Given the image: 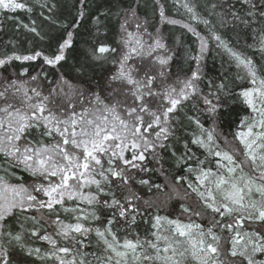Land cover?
I'll return each mask as SVG.
<instances>
[{
	"label": "snow or ice",
	"instance_id": "1",
	"mask_svg": "<svg viewBox=\"0 0 264 264\" xmlns=\"http://www.w3.org/2000/svg\"><path fill=\"white\" fill-rule=\"evenodd\" d=\"M81 3L83 7V0ZM239 3L247 6L248 16H255L252 10L256 9L264 18V0H239ZM184 7L192 13V19H198L188 4H184ZM230 8L235 9V5H230ZM25 9L31 11L18 0H0V10ZM230 14L244 24L249 23L234 10ZM83 15L84 12L80 11L79 16L83 18ZM160 15L164 17L162 8ZM129 18L138 21L136 9L129 8L125 21L120 25L124 33L122 43L125 50L116 62V71L109 77L110 99L107 102L106 98L94 93L89 99L92 108L78 112L74 104H69L71 111L65 110L67 114L61 112L58 115L48 107V97L32 103L34 97L29 95V89L17 80L7 81L3 91H0V100L5 101L0 106V153L12 158L18 166L22 165L33 177L43 178V182L34 184L33 190L29 191L23 185H11L0 177V239L7 237V243L11 245L15 242V246L26 256L51 260L53 264H92L87 259L89 254L82 251L84 247L90 246L85 242L91 234L97 238L98 245H102L101 253L93 254L95 264H188L189 260L196 261V264H226L221 259L224 255L222 242L226 240L229 245L227 255L232 258L228 264H264V261L256 259L258 253L264 254V77L258 75L251 59L229 47L220 35L213 34L217 46L222 47L237 66L243 67L253 86L239 94L250 109V115L241 118L237 130L232 133L241 146L236 154L242 152L245 158L239 162L236 154L221 148L216 142V121L223 122L222 110L227 111L225 104L221 103V95H228L223 84L217 92L212 93L213 99L207 96L203 98L207 106L205 111L213 120L211 129L205 128L200 119L188 117L199 129V134L193 133L191 143L216 158V171L202 166L188 168L189 173L195 174L196 183L188 182L187 187L199 197L202 208L193 210L185 206L182 211L194 216L210 211L213 214L212 226L205 230L199 223H184L180 219L154 214L151 218V229L154 230L151 235L155 240H141L138 235L135 239L127 236L121 238L114 229L113 226L121 222L132 228L137 223V217L143 218L144 213L154 207L148 200L143 201V212L138 206L137 202L142 197L130 186L129 181L133 179L131 170L148 171L143 166L147 159L146 153L155 156L157 149L166 148L165 141L175 135L173 114L197 95L195 82L200 79V61L208 50L207 38L197 33L190 24H181L199 39L200 55L191 57L197 61V70L190 78L180 81L179 88L166 83L156 84L158 79L161 82L166 80L167 65L172 57L159 51H167L161 39L156 38L153 43L146 44L138 31H128ZM167 22L173 25L180 23L173 19ZM202 22L209 23L207 20ZM141 27L137 22L136 28ZM29 31L39 35L34 27ZM71 46L72 31H68L67 38L52 55H44L40 51L30 55L14 54L0 58V68L13 60L35 61L40 57H43L45 64L55 67L65 60V51ZM259 50L264 53V32L259 38ZM115 52V48L100 44L92 54L100 59ZM153 53L156 56L152 62L129 64L134 56L151 57ZM31 79L36 80L37 76ZM10 89H14L12 97L17 93L22 94L21 102L25 107H17L11 101L8 95ZM30 91L35 97H41L36 88ZM79 95L83 97L84 94L80 92ZM33 129L41 137H49L53 142H33L29 139ZM21 141L24 143L21 144ZM228 143L225 138V145ZM126 153L130 155L126 156ZM204 163L198 161L199 165ZM245 166L250 172L245 171ZM184 179L183 176L177 177V183ZM138 183L149 188H161V185H151L146 179H140ZM93 187L95 192L85 191ZM113 187L126 189L127 194L118 198ZM101 195L108 199L101 200ZM66 199L79 201L92 210L69 209L65 207ZM97 205L111 210L102 227L92 226L93 222L101 219L97 215ZM56 206L74 214V222L59 219L58 213L53 221L56 236L71 242V246H61L52 235H41L39 230L33 229V237L51 246L41 254L38 247H25L22 233L13 234L8 230L6 221L9 217H17L31 209L39 211L46 208L56 212ZM29 219L39 223L34 216ZM246 224L249 228L245 227ZM253 224L258 225V229L251 228ZM214 228H218L221 233L226 232L227 237L215 232ZM10 252L5 250L4 243H0V264H12Z\"/></svg>",
	"mask_w": 264,
	"mask_h": 264
},
{
	"label": "trees",
	"instance_id": "2",
	"mask_svg": "<svg viewBox=\"0 0 264 264\" xmlns=\"http://www.w3.org/2000/svg\"><path fill=\"white\" fill-rule=\"evenodd\" d=\"M18 2L25 3L31 11L0 10V58L14 54L30 55L36 51L44 55H52L67 38L68 31H72V46L66 49L65 60L55 67L45 64L43 57H40L35 61L13 60L4 68H0V91H3L7 81L17 80L29 89V95L34 97L32 103L42 97H48L46 101L48 107L58 115L61 112L67 114V111H71L68 108L69 104H74L78 112L85 108H92L89 99L94 93L106 98V102L110 99L109 77L116 71L118 66L116 62L125 50L122 43L124 33L120 25L125 21L129 8L136 9L138 21L135 18H129L128 31H138L146 44L153 43L156 38L161 39L167 51H159L172 57L167 65L166 80L161 82L158 79L156 84L166 83L179 88L180 81L190 78L191 74L197 70V61L191 57L200 55L199 39L181 24H190L197 33L207 38L208 50L200 61V79L195 82L198 93L173 114L175 135L165 141L166 148L157 149L155 156L146 153L147 159L143 162V166L148 171L132 169L130 173L133 176V179L129 181L130 186L142 197L137 202L142 212L145 200L152 202L154 207L148 209L143 218L137 217V223L132 228H128L123 222L113 227L121 238L127 236L129 239H135L138 235L141 240H155V237L151 235L154 231L151 229L153 222L151 218L154 214L170 219H180L184 223L190 221L199 223L205 230L211 227L213 214L210 211L203 212L200 216L182 211L185 206L193 210L202 208L199 197L187 187L188 182L196 183L195 174L189 173L188 168L196 169L202 166L216 171V158L209 156L203 148L191 143L193 133L199 134V129L188 117L200 119L205 128L211 129L213 120L205 111L207 106L203 98L207 96L213 99L212 93L217 92L219 86L223 84L224 91L228 95H221V103L225 104L227 111L222 110L223 122L216 121V142L223 149L232 151L234 154L238 153L241 146L232 133L237 130L241 118L250 115V109L242 102L239 94L252 85L246 71L237 66L236 61L222 47L217 46L213 34L220 35L229 47L251 59L258 75L264 77V53L259 50V38L264 32V18L259 15V11L253 9L255 16H248L247 6H241L239 0H227V2L225 0H83V7L81 0H18ZM184 4H188L193 9L198 19H192V13L184 7ZM230 5H235V9H231ZM161 8L164 11V17L160 15ZM233 10L249 23L244 24L234 19L230 14ZM80 11L84 12L83 18L79 16ZM169 19L180 23L170 24L167 22ZM203 20L209 23L204 24ZM137 22L142 25L140 29L136 28ZM33 27L39 35L29 31ZM100 44L115 48L116 52L96 59L92 53ZM155 56L156 53H153L151 57L134 56L129 64L141 62L147 64L154 61ZM33 76H37V79L32 80ZM32 88H36L41 93V97H35V94L30 91ZM13 91L14 89H10L8 93L11 101L17 107H25L21 102L22 94L17 93L15 97H12ZM80 92H83V97L79 95ZM4 103V100H0V106ZM225 138L229 142L228 145H225ZM29 139L33 142L43 140L46 144L53 142L49 137H41L36 129L32 130ZM23 143L24 141H21V144ZM185 145H188V148H185ZM127 155L130 153H126ZM236 159L238 162L245 159L242 152L236 154ZM198 161L205 163L199 165ZM245 171L250 172V169L245 166ZM181 176L185 179L177 183V177ZM0 177L11 185H23L29 191L33 190L34 184L43 182V178L33 177L22 165L18 166L16 161L5 157L2 153H0ZM140 179L148 180L151 185L159 184L161 188L140 185L138 183ZM89 190L95 192L94 187L85 191ZM113 191L118 198L127 194L126 189L113 187ZM33 194L39 196L35 192ZM44 199L47 198L44 197ZM100 199L104 200L108 197L101 195ZM65 207L92 210L90 206L79 201L67 199ZM96 211L101 219L93 222L92 226L102 227L109 218L111 210L97 205ZM57 213L59 219L74 222L72 212H65L60 206H56V212H50L46 208L39 211L31 209L17 217H9L6 223L8 230H11L13 234H23V243L26 248L38 247L43 254L51 246L33 237L31 235L33 229L39 230L41 235H52L61 246H71V242L56 236V225L53 221L57 218ZM33 216L39 220L38 224L29 219ZM245 227L249 228V225L246 224ZM258 227L255 224L251 225V228L258 229ZM213 230L227 237L226 232L221 233L218 228ZM7 240L8 238L4 237L0 239V243H4L5 250H11L12 264H53L51 260L26 256L15 246V242L10 245ZM85 243L90 246L84 247L82 251L88 253L87 259L95 264L93 254H100L102 245H98L94 234H91ZM222 246L224 255L221 259L228 264L232 258L227 255L229 245L226 240L222 242Z\"/></svg>",
	"mask_w": 264,
	"mask_h": 264
},
{
	"label": "rangeland",
	"instance_id": "3",
	"mask_svg": "<svg viewBox=\"0 0 264 264\" xmlns=\"http://www.w3.org/2000/svg\"><path fill=\"white\" fill-rule=\"evenodd\" d=\"M243 68V67H242ZM253 86V85H252ZM221 147V146H220ZM222 148V147H221ZM205 150V149H204ZM161 247H163V245H161ZM256 259L257 260H260V261H264V255L258 253L257 256H256ZM188 264H196V261L194 260H189L188 261Z\"/></svg>",
	"mask_w": 264,
	"mask_h": 264
}]
</instances>
